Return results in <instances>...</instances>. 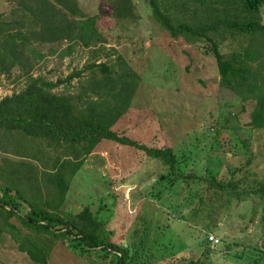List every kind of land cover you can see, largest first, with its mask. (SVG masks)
I'll use <instances>...</instances> for the list:
<instances>
[{"label": "rangeland", "instance_id": "obj_1", "mask_svg": "<svg viewBox=\"0 0 264 264\" xmlns=\"http://www.w3.org/2000/svg\"><path fill=\"white\" fill-rule=\"evenodd\" d=\"M169 1L164 0L163 4ZM177 2L171 0L168 4ZM72 5L76 8L74 13ZM184 7L195 9L186 19L197 21L198 6L186 2ZM78 13L95 14V27L104 38L101 43L85 47L64 36L45 40L33 31L41 27L43 19L60 20L62 15L72 18ZM177 15L182 17L183 13ZM260 19L264 24V5ZM28 28L32 31L22 39V45H15L21 54L20 61L7 72H0V97L18 91L29 77L35 76L54 82L50 85L53 92H72L80 85L76 81L78 74L65 81L64 78L72 69L90 61L92 50H97L96 61L110 64L117 57L120 61L114 68L120 72L123 68L128 72L126 77L136 79L128 106L111 129L148 145H169L182 172H202L204 162L210 168L216 165L215 159L207 158L210 151L211 155L217 152V143L224 140L226 146L221 151H231L227 161L243 162L250 156L249 163L239 165L240 170L233 171V176L248 167L252 175L264 178V127L250 128L246 124L250 102L242 103L219 84L215 59L202 50L206 41L199 37L187 40L182 34L171 36L151 15L147 0H0V48L5 33L17 34L18 30ZM210 33L221 52L236 47L240 41L237 35L223 31L222 26ZM218 127L222 131L216 133ZM66 153L60 144L0 128V190L8 187L11 201L18 202L8 217V205L0 209V264H108L114 258L115 251L110 249L86 248L83 243L72 244L68 238L50 240L45 234H38L47 248L43 262L31 259L19 249V237L30 233L19 220L29 208L28 203L44 206L57 200L55 211L59 214L77 212L84 205L96 215L100 213L112 230L110 240L128 248L129 253L135 254L136 248L135 256L129 257L131 262L143 259L145 264H182L170 258L200 255L205 242L200 224L202 214L190 222L179 215L200 205L199 191L201 186L209 190L207 182H200L199 190L198 183L190 181L191 187L187 188L180 177L169 185L160 176L167 169L159 159L149 158L133 146L103 138L81 158L59 197L47 172L65 158H72L65 157ZM224 171L225 164L219 175L226 176ZM192 191L195 196L190 194ZM260 212V205L252 211L247 199L237 202L235 197L227 209H218L215 225L208 231L218 237L217 244L208 243L213 247L209 257L214 264L228 262L226 256H221L228 250L224 242L236 241L239 244L235 248H243L260 237ZM5 220L9 226L5 227ZM104 229L107 230L106 225ZM220 238L223 241L218 243Z\"/></svg>", "mask_w": 264, "mask_h": 264}, {"label": "trees", "instance_id": "obj_2", "mask_svg": "<svg viewBox=\"0 0 264 264\" xmlns=\"http://www.w3.org/2000/svg\"><path fill=\"white\" fill-rule=\"evenodd\" d=\"M147 1L153 18L171 36L182 34L187 40L199 37L206 41L202 50L213 55L219 74V84L231 90L242 103L250 102L251 108L246 122L250 128L264 127V24L260 19V8L264 5V0H178L176 4H168L171 0L166 4H163L164 0ZM186 2L198 6L197 21L186 19L189 12H195L194 8L186 10L184 7ZM70 9L72 13L74 9L76 10L73 5ZM178 13H183V16L179 17ZM94 19L95 14L85 16L78 13V16L72 18L62 15L60 20L43 19L41 27L33 31L40 39L53 40L64 36L72 42L76 41L89 47L101 43L104 39L103 34L95 27ZM220 26L223 31L237 35L240 40L236 47L227 52L219 50L218 42L210 33H214ZM28 31H32V28L18 30L17 34L12 31L3 35L0 72H7L12 64L20 61L21 54L15 45L23 43L22 39L26 38ZM91 55L93 58L90 61L86 60L79 68L72 69L64 78L65 81L78 74L79 79L76 81L80 85L72 92H53L50 85L54 82L35 76L29 77L18 91L0 97V128L15 129L23 135L41 138L47 143L60 144L64 152H67L64 154L65 157L71 155L72 158H65L63 162H58L53 171L47 172V177L54 183L59 197L63 195L66 181L79 167L81 158L103 138L133 146L149 158L159 159L166 166L165 174L170 175L160 176L165 177L169 185L180 177L187 188L191 187L190 181L198 183L199 190L200 182H207L209 190L201 186L199 191L200 205H194L188 213L179 215L190 222L196 221L202 214L200 224L205 242L202 244L200 240L198 241L202 244L200 255L173 256L170 261L175 259L182 261V264H214L209 257L213 250L209 244H215L218 237L212 233L217 239L211 241L207 238V233L215 225L214 217L218 216V209L222 208L223 211L227 209L233 197L237 202L247 199L252 211L260 205L261 212L258 216V223L261 225L260 237L243 248H235L239 244L236 241L224 242L228 250L221 256L228 258L225 264H264V178L262 175L257 176L256 173L252 175L253 172L248 167L236 176L232 174L233 171L240 170L239 165L246 166L250 156L243 162L227 161L231 157V151L228 154L221 151L226 146L223 140L217 143V152L211 155L210 151L207 158L215 159L216 165L210 168L204 162L202 172H198L199 169L182 172L178 169L179 160L169 145H148L111 129L117 116L127 108L136 79L126 77L128 72L125 69L122 68L120 72L114 68L120 61L117 57L108 64L105 60L94 59L99 56L97 50H92ZM104 55L107 56V52ZM215 130L216 133L222 131L220 127ZM224 164L226 176H221L219 172ZM190 194L195 196L196 192L192 191ZM11 200L9 188L2 187L0 209L1 206L8 205L5 217H8L18 204L17 200ZM58 202L59 200L46 202L44 206H33L28 203L29 208L20 215L19 220L30 233L22 237L17 236L18 247L31 259L40 262L45 260L47 248L41 236L38 237V234H45L50 240L57 237L68 238L72 244L83 243L86 248L97 247L115 251L114 258L109 260L108 264H145L143 259H137L139 260L137 262L129 260V257L132 259L135 256L136 248L133 250L135 254L131 251L129 253L128 248L118 246L110 240L109 234L112 230L100 213L96 215L89 206L84 205L77 212L59 214L55 211ZM161 212L164 214V210ZM155 218L153 222L157 229ZM149 219L151 220V215ZM4 224L5 227L10 225L7 220ZM104 225L107 226V230L104 229ZM222 241L223 238H220L218 243ZM162 262L156 261L154 264Z\"/></svg>", "mask_w": 264, "mask_h": 264}, {"label": "built area", "instance_id": "obj_3", "mask_svg": "<svg viewBox=\"0 0 264 264\" xmlns=\"http://www.w3.org/2000/svg\"><path fill=\"white\" fill-rule=\"evenodd\" d=\"M213 234H210V233H208V235H207V238L209 239V240H211V241H216V237L213 235Z\"/></svg>", "mask_w": 264, "mask_h": 264}, {"label": "crops", "instance_id": "obj_4", "mask_svg": "<svg viewBox=\"0 0 264 264\" xmlns=\"http://www.w3.org/2000/svg\"><path fill=\"white\" fill-rule=\"evenodd\" d=\"M82 162V161H81Z\"/></svg>", "mask_w": 264, "mask_h": 264}]
</instances>
